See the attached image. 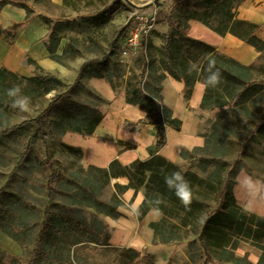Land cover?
Listing matches in <instances>:
<instances>
[{
  "label": "trees",
  "instance_id": "16d2710c",
  "mask_svg": "<svg viewBox=\"0 0 264 264\" xmlns=\"http://www.w3.org/2000/svg\"><path fill=\"white\" fill-rule=\"evenodd\" d=\"M241 1L243 0H185V8L175 21L174 30L159 36L163 41L162 46L156 48L159 58H153L146 64L150 73L161 71L157 77L159 81L157 86L145 88L142 83L134 82L130 78L126 80L125 86L126 102L141 105L146 110L144 122L160 125L156 134V147L166 142L165 126L176 130L182 126V122L172 117L171 110L163 105L162 96L159 94L160 82L166 73L184 82L186 97L192 94L195 83L201 80L204 83V94L200 107L203 109L228 107L244 120V123L240 124L239 121L229 118L219 119L212 124L211 131L203 135L205 141L202 147L194 148L192 152L183 150L182 159H193L191 153L198 155V164L205 175L191 168H182L181 165L155 154L138 164L136 179L127 186L134 189L135 193L143 187L144 198L135 209L138 220L141 221L150 210L159 213L160 218L157 221L148 223L155 239L170 244L181 242L188 235H193L194 238L189 241L191 247L198 242L204 262L217 264H251L247 260V254L242 257L236 254L235 249L242 241L261 251L257 264H264V216L239 206L233 192L235 184L233 178L241 169L237 166V162L243 150L248 148L250 143H256L262 148L260 154L264 155V78L252 75L253 65L237 62L220 53L214 46L187 36V29L189 20L196 19L218 35L229 33L240 38L256 48L261 55L264 51V41L255 34L257 25L237 17V7ZM34 2L43 4V0H34ZM6 3L22 6L28 15L32 13L27 0H0V7ZM49 3L52 6L51 0ZM63 5L72 6L73 0H63ZM181 6V3H178V7ZM95 17L97 15L91 20ZM42 20L47 26L52 22L47 16H42ZM55 22L60 25L67 21L60 19ZM48 39H50L48 53L58 61L65 55L66 50L62 55L56 53L60 40L52 31ZM82 66L80 72L85 70ZM111 69L110 66L105 67L108 71L106 81L114 89L115 85L112 81L114 73L110 71ZM217 70L219 82L215 86L209 85L207 78ZM95 77L104 76L100 72L91 71L90 78ZM16 78V73L0 66V102L6 101L9 91L15 89L16 86L12 81ZM21 79L28 84L23 89L31 94L52 78L23 76ZM22 81L18 83L21 87H23ZM68 91L55 94L52 101L36 117L12 124L5 130V134L9 135L24 125L33 124L45 144L43 160L50 170L46 183L49 197L60 195L69 207H91L98 213L116 219L121 216L118 207L124 206L121 195L127 187L115 183V191L108 202L99 198L112 178L125 175V170L120 165L116 169L112 168L113 164L117 163L116 160L112 161L108 168L89 165L90 176L84 178L81 176L84 169L77 167V171L71 174V180L62 178L60 170L53 167L52 147L45 135L53 136L54 128H58L62 135L68 132L91 135L103 118V113L97 108L78 109L74 103L68 102L66 97ZM53 110L60 117L59 121L49 119ZM254 119L259 121L255 122ZM240 137H242L240 151L231 159L235 140ZM63 145L77 159L83 158L84 154L79 147ZM177 173L188 183L191 191L190 203L187 205L176 194L175 185L179 181L175 180L174 174ZM169 179L174 181L171 187L167 183ZM4 194V188L1 187L0 202ZM70 209L73 213L76 210ZM43 213L44 219L34 241L35 246L30 251L31 263L84 264L82 256L75 253L72 246L86 241L98 245L108 244L110 234L108 230H103V225L97 221L87 223L73 213L71 215L54 213L48 206L44 208ZM6 234L10 235L9 232ZM11 237L18 241L15 234ZM123 251L134 253L133 256H129L130 264H154L149 254L140 258L139 253L131 248ZM190 251L192 259L197 251L195 249ZM1 259L0 264H4Z\"/></svg>",
  "mask_w": 264,
  "mask_h": 264
},
{
  "label": "rangeland",
  "instance_id": "374dc122",
  "mask_svg": "<svg viewBox=\"0 0 264 264\" xmlns=\"http://www.w3.org/2000/svg\"><path fill=\"white\" fill-rule=\"evenodd\" d=\"M178 3H181L182 6L178 7ZM41 5L46 9L53 10L49 0H43ZM184 5L185 0H73V5L66 6L67 10L64 11L68 16L60 18L67 22L60 23V25H57L58 23L56 24L54 20L50 22V33L52 31L54 36L59 38V45L64 44L63 50L61 52L56 50V53L62 55V52L66 50L65 55L57 61L65 69L64 74L50 73L35 62L27 60L26 63L30 65L32 74L23 76H46L52 79L48 80L38 91L28 94L23 89L28 84L24 79L22 81V75L17 74V78L13 79L12 84L19 91L14 96L9 95L6 97V101L0 102V188L3 187L5 193L1 196L0 202V231L20 246L19 251L12 254L0 245V258H2L4 264L31 263L30 251L35 246L34 241L40 231L41 222L44 219L43 210L46 206L50 207V210L54 213L59 212L70 215L73 213L70 208H75L76 210L73 213L75 216L82 218L87 223L97 221L103 225V230H108L110 234L109 239L114 234L112 221L117 219L98 213L91 207H69L60 195L49 197L46 183L50 170L44 164L45 144L36 127L33 124L24 125V127L9 135L5 134V130L12 124L36 117L52 101L55 94L66 92V90H69L66 96L67 101L74 103L78 109L86 107L97 108L101 111L105 101L87 86L86 80L90 78V73L93 71V73L100 72L104 76L102 79L106 81L108 71L105 70V67L108 66L112 67L110 71L114 73L112 81H114L115 88L123 86L124 83L126 86V80L129 78L134 82L142 83L145 88L157 86L159 83L157 77L161 74V71L156 70L150 73L146 64L153 58H159L156 48L161 47L163 44L159 36L174 30L175 21L183 13ZM152 10H156V24L151 29L145 42L147 47L144 44L136 49H130L128 56L121 59L117 47L122 37L136 26L137 20L134 16L138 13L146 16ZM94 15H97V17L91 20ZM259 55L249 65H253L252 75L264 78V51ZM81 65L84 66L85 70L80 72ZM79 73L80 76L78 77ZM21 81L23 87L18 85ZM25 98L27 99L25 108H21L16 104V101ZM51 112L49 119L59 121L58 114L54 110ZM101 113L103 112L101 111ZM200 116L202 136L208 134L211 131L212 124L219 119L229 118L239 121L240 124L244 123V120L228 107L224 109L214 107L203 109ZM254 121L258 122L259 120L254 119ZM52 134L53 136L48 137L45 135V137H47V141L52 147L53 167L60 170L61 177L71 180V174L77 171V167L84 169L81 174L82 178L90 176L89 164L86 162L84 155L79 160L64 147L63 144H71H67L62 139L63 135L60 134L58 128H54ZM241 140L242 137L235 140L231 159L240 151ZM192 150L189 152H192ZM259 151H262V148L256 143H250L248 148L243 150L244 153L242 152L237 162V166L241 169L233 178L235 184L239 173H246L253 180L264 183V155L262 156ZM191 154L194 158L185 159L181 167L191 168L193 171L205 175L198 164V155ZM118 165L117 162L113 164L112 168L116 169ZM138 169L137 166L133 172L135 178L131 182L135 181ZM115 183L110 180V184L102 190L99 195L102 201L108 202L111 199L115 191ZM121 197L124 200V206H119L118 211H124L128 216L129 201H126L124 196L121 195ZM120 223L127 222L120 219ZM147 227L150 228L149 224L136 230V235L143 237ZM6 232H9L10 235ZM14 234L18 237V241L11 237ZM193 238V235H188L181 242L170 244H164L154 238L153 242L144 249L131 245H114L109 239L107 245H98L86 241V243L72 246V250L82 256L84 264H130L129 256H133L134 253L123 251V249L129 248L139 253L140 258L144 257L145 254H149L154 264H205L199 243H194L193 247L190 245L189 241ZM194 249L197 253L191 259L190 250ZM31 264L35 263L32 262Z\"/></svg>",
  "mask_w": 264,
  "mask_h": 264
},
{
  "label": "crops",
  "instance_id": "0c3cea01",
  "mask_svg": "<svg viewBox=\"0 0 264 264\" xmlns=\"http://www.w3.org/2000/svg\"><path fill=\"white\" fill-rule=\"evenodd\" d=\"M51 3L53 10L28 0L27 5L32 12L29 15L25 8L12 3H6L0 7V65L2 67L16 74L28 76L32 74L30 65L26 63L28 60L50 73L64 74L65 69L48 53L50 28L43 22L42 16H47L54 21L60 20L68 16L64 12L67 7L63 5V0H51ZM238 5L237 17L255 23L257 25L255 34L264 41V0H243ZM187 36L210 44L220 53L246 65L252 64L259 55L256 48L240 38L229 33L223 36L218 35L196 19L189 20ZM63 48L64 44L61 43L57 52H61ZM86 82L87 86L105 101L101 108L103 118L91 135L83 136L68 132L62 136V139L67 144L81 148L86 162L96 168H108L112 161L116 160L124 168L125 175L112 178V182L127 187L135 178L133 172L138 164L155 154L181 165L185 162V159L181 157L183 150L191 151L203 146L205 138L200 130V115L203 113L200 102L204 94V83L201 80L195 83L189 97L185 96V84L182 80L174 79L166 73L160 82L159 94L162 96L163 105L171 110L172 117L182 122L179 130L170 126L164 127L166 142L160 147L155 146L160 125L144 122L146 110L141 105L126 102L125 83L113 89L111 84L102 78H88ZM234 192L240 206L264 216V183L253 180L246 173H239ZM122 196L129 201V214L127 216L124 211H120L121 216L112 221L113 232H118L120 238L136 240L141 244L140 248L144 249L154 240L151 229L147 227L143 237L137 236L135 232L147 226L149 222L157 221L160 215L150 210L141 221L138 220L135 209L144 198L143 188L135 193L134 189L127 187ZM120 219L127 223H120ZM115 244L128 246L122 242ZM0 245L12 254L20 249L17 243L1 231ZM235 250L238 256L247 254V260L251 264H257L261 254L260 250L245 241L240 242ZM205 264L215 263L206 262Z\"/></svg>",
  "mask_w": 264,
  "mask_h": 264
},
{
  "label": "built area",
  "instance_id": "2783aa9c",
  "mask_svg": "<svg viewBox=\"0 0 264 264\" xmlns=\"http://www.w3.org/2000/svg\"><path fill=\"white\" fill-rule=\"evenodd\" d=\"M155 15L156 10H152L146 16L140 13L134 16L135 20H137L136 26L128 34L122 37L117 47L121 59L128 56V51L130 49H136L145 44L151 29L156 24Z\"/></svg>",
  "mask_w": 264,
  "mask_h": 264
},
{
  "label": "clouds",
  "instance_id": "9594fccd",
  "mask_svg": "<svg viewBox=\"0 0 264 264\" xmlns=\"http://www.w3.org/2000/svg\"><path fill=\"white\" fill-rule=\"evenodd\" d=\"M219 82V71L217 70L216 72H213L208 78H207V83L209 85L215 86V84H217ZM19 91V89H14V90H10L9 91V95H16V93ZM16 104L19 105L21 108H25L27 106V99L25 98L24 100H18L16 101ZM175 175V180L179 181V183H177L176 189L177 192L176 194L180 197V199L182 200V202L187 205L188 203H190V198H191V191L189 188V185L186 181L183 180V178L177 173L174 174ZM167 183L169 184V186L171 187L174 183L173 180L169 179L167 181Z\"/></svg>",
  "mask_w": 264,
  "mask_h": 264
},
{
  "label": "bare ground",
  "instance_id": "6f19581e",
  "mask_svg": "<svg viewBox=\"0 0 264 264\" xmlns=\"http://www.w3.org/2000/svg\"><path fill=\"white\" fill-rule=\"evenodd\" d=\"M70 140V139H68ZM111 240L112 242L115 244V243H118V242H122L123 244H127L128 246L131 245V246H135V247H138L140 248L141 247V244L139 242H137L136 240H132L130 238H120V235L118 232H114L113 236L111 237Z\"/></svg>",
  "mask_w": 264,
  "mask_h": 264
}]
</instances>
